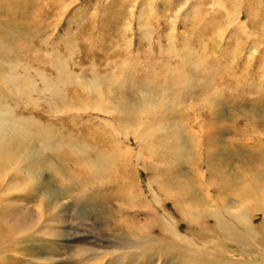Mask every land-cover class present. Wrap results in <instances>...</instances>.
Returning a JSON list of instances; mask_svg holds the SVG:
<instances>
[{
	"label": "rangeland",
	"instance_id": "rangeland-1",
	"mask_svg": "<svg viewBox=\"0 0 264 264\" xmlns=\"http://www.w3.org/2000/svg\"><path fill=\"white\" fill-rule=\"evenodd\" d=\"M168 1L172 2L170 10L165 8ZM215 1L0 0V106H9L16 117L34 121L27 129L47 136H43L46 147L35 141L42 154L52 159L60 171L64 168L73 173L76 168L83 173L88 170L86 157L89 152L118 153V145L125 151L133 150L119 159L133 176L129 186L123 184V171L117 164L119 172L111 171L104 182L90 178L88 187L77 188L76 192L66 195V186L57 181L51 183L49 169L37 178L39 184L32 179L35 166H30V174L20 172L21 165L17 163L24 150L16 149L14 168L3 166L0 169V179L11 180L10 190L4 193L0 204L3 214L9 212L0 216V234L7 236L6 230L14 227L18 220L35 221V225L28 234L7 240L8 248H4L6 245L0 247L1 255L16 257L11 264H75L83 259L82 248L87 247L100 250L99 253L106 251L100 262L92 260V264H147L140 250H132V258L125 253L117 260H111L114 255H119L118 251H123L111 248L116 241L134 235H139L142 240L147 236L162 237L153 225L141 227L146 219L144 208L148 207V202H153H134L126 194L127 187L143 190L152 181L158 190L160 181L174 186L177 182L171 183V180L179 177L187 182L194 181L206 203L203 192L209 187L214 190L220 186L221 191L214 190L213 195L222 196L215 198V203L222 204L217 199H239L236 190L246 189L257 171L259 175L264 171V167L259 170L257 166L233 171L239 164L237 157L233 161L227 158L229 166H235L233 169L223 165L226 155L246 150L247 144L264 137L258 130L253 133L255 127L245 120L248 117L255 122L264 118V3L250 0V6L256 7L257 3L261 6L254 11L257 18L254 19L256 26L250 32L252 36L244 32L237 39H228L239 26L237 20L231 22L225 14L233 0ZM235 1L239 5L243 0ZM66 71L80 76L82 81L98 79L103 89L99 99L113 93L117 96L115 101L126 99L131 103H142L148 100L150 119H142V122L147 120V124L139 126L142 122L136 123L134 118L127 124L129 128L133 127V135L136 132L137 137L132 135L127 140L124 137L126 128H121L113 119L106 127L103 119L113 118L114 114L88 109L94 107L88 90L82 86L75 91V86L62 80ZM44 79L56 82V90H60L52 89L51 93L57 94L31 90V85L42 87ZM58 92L65 93L68 99H63L73 101L76 109H71L72 105L65 107L61 98L56 102L55 94L61 97ZM54 100L57 107L52 104ZM84 101L89 102L90 107H86ZM110 106L115 108L114 104ZM162 106L170 111L166 112ZM156 107H162L165 114L152 117ZM140 135H144L143 138ZM177 135L191 138L195 152L197 145L202 143V148L211 151L216 160H209L207 156L201 163L197 151L193 158H185L180 164L171 166L176 159L172 154L162 155L163 158L151 155L150 161L142 156L144 153L147 158L148 154L144 145L150 146L159 138ZM137 139H144L143 143L138 145ZM195 161L199 165L192 169L190 163L194 162V167ZM156 164H161L162 168H156ZM13 174L18 176L12 180ZM61 178L67 181V173L61 172ZM235 181L241 185L234 184ZM50 183L51 192L62 195L57 204H46L42 193L37 196L33 192L35 186H39V190L41 185ZM119 189L121 191L117 193ZM108 192L118 194L119 198L108 200ZM91 198L100 201L97 204L87 202ZM141 205L144 208H138ZM90 207H101L104 215L96 220L98 209ZM167 208L174 212L171 200ZM254 209L244 205V210L252 213L251 216L255 214L251 223L261 229L262 238H258L254 243L255 250L249 253L236 243L218 237L211 229L210 235L207 232L201 234L199 222L191 226L178 220V228L184 234L193 235L200 247L206 238L217 242L203 248L213 251L219 260L225 259L230 264H264V215ZM179 218L175 216V219ZM126 224L134 226V235L127 230ZM209 224L214 228L213 222ZM212 261L220 264L218 260ZM154 264L163 262L156 258Z\"/></svg>",
	"mask_w": 264,
	"mask_h": 264
},
{
	"label": "bare ground",
	"instance_id": "bare-ground-1",
	"mask_svg": "<svg viewBox=\"0 0 264 264\" xmlns=\"http://www.w3.org/2000/svg\"><path fill=\"white\" fill-rule=\"evenodd\" d=\"M253 1L258 2V0H253ZM215 2H217V1H215ZM240 2H241V4L236 5V1L233 0V2L231 3L232 6L230 7V5H229L230 8L225 9V14H226V16H228V19H230L231 22H232V20H233V22L237 20V22L239 24V26L235 27V29L232 31V34H230V37L228 39H237L238 35L240 33L242 34L244 32L250 34V32L252 31V27L256 26L254 19H256L257 17H255L256 15L254 16V11H255L256 7L261 8V6L258 5V3H257L256 7L250 6V0H243ZM262 3H264V0H262ZM45 4H47V3H45ZM171 4H172V2L168 1L166 4V7L164 6V4H163V6L166 8V10H170ZM132 8L135 9L134 6ZM216 8H218V7H216ZM216 13H217V11H216ZM222 13H224V12H222ZM222 17H224V15ZM245 18H246V20H245ZM224 19H222V21ZM225 20H227V19H225ZM230 20H229V23H230ZM263 30H264V28H263ZM252 34H254V33H252ZM250 35H248V36L250 37ZM244 37H246V36H244ZM247 38L248 37H246V39ZM236 63H237V61H236ZM7 72H10V71H7ZM58 78L59 77H56V79H58ZM61 79L65 80V81L67 80L69 83V86H75V88H73L74 90L76 88L79 89L82 86L85 89H87L88 91H86V92H88V94L92 100V101H90V100H88V101H90L94 107H90L89 102L87 103L84 101L83 104L86 107H90L88 109L92 108V109H96V110H98L102 113H105V114H112V115L114 114L113 118L103 119V123L106 125V127H109V125L111 123L110 121H112V119H113V121L119 122L121 128H126V130H124L125 131L124 137L127 140H130V138L132 137V135L134 133V131L132 129L133 127L129 128V126L127 125L131 119L134 118L136 123H140V121L142 122V119L144 117H147L146 118L147 120L150 119L149 115H148V111L150 110V108H147L150 105V102L148 100H143L142 103H131V102H127L126 99H119L118 101H115V97H117V96L114 95L113 93H108L106 95V98L99 99L101 97L100 94H102L103 89H102V85H100L101 83L98 79H91L89 81H82L83 78H81L78 75H74L72 72H69V71H66L64 73V76L61 77ZM227 80L229 81L228 78H227ZM60 82H62V81H60ZM82 82H86V83H82ZM55 83L56 82L49 81L48 79H44L43 80L44 85L40 88L35 86V85H31L32 83L30 85H31V87H33V88H31V90H35L37 92H42V93L43 92L47 93L50 91L49 93H51L52 89H53L52 91H59L60 90V88L58 90H56ZM29 88H30V86H29ZM82 88H80V89H82ZM67 90H66V93L69 92ZM52 93H53V95H54V93L57 94V92H52ZM52 93H51V95H52ZM56 94H55V98L57 99L56 102H58V100H60V98H61V102L67 108L73 104L72 103L73 101L69 102V101H67V100L65 101L63 99V97H65V99H68V97H67V95H65V93L58 92V94L61 95V97L60 96L57 97L58 95H56ZM43 95H45V94H43ZM78 98H79V96H78ZM52 104L57 107L58 103L56 104L55 100H54V101H52ZM111 104H114L115 108H112L110 106ZM75 107H76L75 105H72V108L71 107L70 108L76 109ZM162 107H165V106H162ZM110 108H112V109H110ZM161 108L158 109L156 107L155 109H153L154 113L152 114V117L159 115L160 113L165 114V112L162 111ZM114 109H116L117 111H115ZM165 109H166V112L170 111L167 107H165ZM117 115H118V117H117ZM147 120H145V122H142V125H139V126H143L144 123L148 122ZM245 120L247 121V123L252 124L255 127V129L253 128L254 129L253 133L256 130H258L260 132V134L264 135V118H262V120L258 119L255 122L253 119L251 120V118H250L251 121L248 120V117H245ZM31 122L34 123V121L31 118L26 119L23 116L20 118L16 117L12 108H10L9 106H0V169L3 166L10 168V169L14 168L13 166L15 165L14 163L16 162V158H15L13 153H15L16 149L18 151L23 149L24 152H23V150L20 152H23L24 155H23V157L21 156L22 157L21 161L17 163V165L18 164L21 165L20 166L21 167L20 172L30 174V172H31L30 166L31 165L35 166V168L37 169V173H35L36 172V169H35L34 174L32 175V179H36V184H39L37 178H39V176L41 174H43L47 169H49L51 172V177H50L51 183L57 181L60 185L66 186V188L64 189V193L66 195H69V194L71 195L72 194L71 192H76L75 189H77V188L82 187L85 189V186L88 187V185L90 183V178L91 179L92 178L93 179H100L102 182H104L105 180H107L109 178L108 173H111V171H114L116 173L119 172V169H117V168H121V170L123 171V173L121 172L122 175L124 176V178H123L124 183L123 184L128 185V186H129V184H131V182H132L131 177H133V176L129 172V169L124 166L122 159L121 160H119V159L122 157V154H124V153H127V152L133 153L132 149H130V150L127 149L128 151H125L122 149L123 147L118 145L117 146L118 153H114V152H110V151L109 152L102 151V152L94 154L92 152H89L88 157L85 156L87 164H88L87 165L88 170L86 172L81 173L80 170H76V168L73 171V173L68 171V169H64V168H62V170L60 171V169L58 170V166L55 165V162L52 159H50V158H48V156L42 154V150L40 149L38 144H36V142H35L38 140L39 142H41V144L44 143L43 146L46 147L47 141L45 140L46 143L43 141H44V137H47V136L44 133L40 134L38 132H31L29 129H27L28 128L27 126H31L30 125ZM148 126H149V124H148ZM136 127H138V126H136ZM137 129H139V128H137ZM147 134H149V133H147ZM207 135H208V133H207ZM135 136L137 137L136 132H135ZM140 136H142L140 138H143L144 135H140ZM169 136H168V138L167 137L163 138V139L159 138L156 141V143H151L150 146L147 144L146 145L143 144L145 146V148H147V150H148L147 158H146V156L143 155L144 153L142 154L144 159L150 161V160H152L151 155L152 156H159V157L163 158L162 155L172 154L174 156V158H176V159L173 160L174 164L171 166H176V165L180 164L182 160H185V158H190V157L193 158L192 155H195V153L197 151L200 152L199 159H200L201 163L206 161L207 156H209V160L215 159L213 157L214 155H212L210 153L211 151L207 150V148H202L203 147L202 143H201L202 145L201 144L197 145V151L195 152L196 146L194 147L195 144L192 142L191 138H188V137L185 138V137L179 136V135H177L176 137L175 136L169 137ZM262 137L259 139L258 142H255L252 144H247V145H249V147H247L246 150L242 149V151L237 153V154L226 155V158H225L226 160L228 158L229 160L233 161V158L235 159V157H237V159L239 161L237 168L234 169L233 171L239 170L240 167L252 168V167L257 166L256 167L257 169H259V170L263 169V167H264V163H263V160H264V158H263L264 157V137L263 138ZM142 140H144V139H142ZM142 140L139 141V139H137L138 145L143 143ZM200 141L204 142L203 140H200ZM152 142H154V141H152ZM57 144L60 145L59 142H57ZM164 144L168 145L169 148L165 147ZM140 148H143V147L141 146ZM141 150H144V149H141ZM147 150H146V152H147ZM163 150H169V152L164 153ZM226 151H228V150H226ZM76 157H78V160H79L80 154L77 155ZM218 159H220V158H218ZM47 160H49V161H47ZM78 160H76V164L79 165ZM187 160L190 161L191 159H187ZM221 161H222V159H221ZM221 161L219 160L220 164H222ZM225 161L223 162V165L226 167V169H233V167H235V166H233L231 168L232 165L229 166L230 162L228 160H227V162H225ZM74 162H75V160H74ZM193 163L194 162L190 163V167L192 169H195L199 165V163L195 161L194 167L192 166ZM117 164H118V166H117ZM159 165H161V164H158L156 166V168L161 169L162 167ZM116 166H117V168H116ZM167 167H168V164H167ZM61 172L67 173V175H68L67 181L63 180L61 178ZM17 176L18 175L13 174V175H11L10 179L12 178V180H13ZM86 177H88V178L86 180H84ZM4 180H5L4 178L2 180L0 179V188H1L0 204L2 203V197L5 195L4 193H6L7 190H10L9 184H10L11 180H10V182H5ZM262 181H264V171L261 172L260 175L258 174V171H257V176L252 177L251 182L249 181V185L247 186L246 189L239 188V190H236V193H237L239 199H235V200H231V201H226V199H217V200H220L222 204L215 203V202H217V201H215V198H221L222 196L213 195L214 190L221 191L220 186H217L216 189H214V190L212 189V187L211 188L209 187L205 192H203V195L206 197L208 203L213 202L212 204H208L202 199L200 192L197 191L196 183L194 181H192V182L188 181L187 182L184 179L181 180V178H179V177L171 180V183L177 182L176 185H174V186L167 185L165 182L160 181L159 182L160 186H159L158 190H156L153 187L152 181H149V183H148L149 187L145 188L143 190H138V188H136L135 190L134 189L130 190L127 187L125 190L126 194L134 202L137 203V201L140 202V200L153 202V204L150 202L147 203L148 209L144 208V206H142V205L138 207V208L143 207L144 210L146 211L145 212L146 219L144 220V222H143L144 224H142L141 227H142V229H145V228H150V225H153L154 226L153 228H158L162 237L147 236L146 239L142 240V238L139 235H134V226L132 227V226L126 224L127 230H130L129 232H131L134 236H129L128 238H123L119 241H116L112 245L111 248H114L116 250H123V251H118L119 255H114L113 257H111V260H113V261L117 260V257H120V254H125V253L130 254L129 257L132 258L134 256V253L131 251L132 250H140L143 254V258L147 259V264H154L156 258H158L159 261H162L163 264H216L212 260H218V261H220V264H230V261H224L225 259L219 260L218 256H216V254L213 251H211L210 249L204 250L203 246H207L210 244L216 245L217 242L213 243L211 240L206 238L204 243H202V245L200 247L199 244L196 242V239L193 235L192 236L190 234L187 235V233L184 234L179 230V228H178V222L179 221L178 220H180L181 222L182 221L186 222L191 226H193L194 222L195 223L199 222L200 227H201L200 233L201 232L203 234L206 232L208 233L211 229L213 231V233L218 234V237L226 239L227 241H231V242L236 243L237 245L242 247L247 253H249L250 251H254L256 248L254 246V243L256 241H258L259 237H261V233H260L261 229L259 227L254 226L253 223H251V219L254 218L255 214H253L251 216L252 213H248V211L244 210V205L245 206L250 205L252 207H255V209H254L255 211L263 213V215H264V183H262ZM51 183L47 184V185L46 184L41 185V188L39 190H38L39 186H35V190H33V189L32 190H33V192L37 193V196H41V193H42L43 194L42 199L47 200L46 204H49L52 202H55V204H57L58 199L62 195H55L52 193L53 191L51 192V190H50ZM236 183L240 184L239 181L234 182V184H236ZM6 184H7V186H5ZM3 186L5 188H3ZM41 189H43L44 192H42ZM120 191H121V189H119L117 193H119ZM149 197H151V200H148ZM117 198H119L118 194H115L113 192L112 193L108 192V200L113 201L114 199H117ZM3 199H5V198H3ZM170 200L174 203V208H175L174 212L169 211L167 208L168 201H170ZM99 201L100 200H97L95 198H91V199H88L87 202L92 203V204H97V203H99ZM96 208L98 209L97 210V216H96V220H97L98 219L97 217L104 215V210L101 207H95V208L90 207V209H96ZM143 208H141V209H143ZM0 209H1V207H0ZM201 209H203L202 212L199 211ZM6 213H9V212H6ZM5 214H3V212L0 210V216L5 215ZM176 215L179 216L180 218L175 219ZM199 219L200 220L204 219V220L200 221ZM231 220H232V222H231ZM209 222L214 223V228H212L210 226ZM1 223H0V226H1ZM32 225H35V221H29V220L25 221L24 219L18 220L17 224L14 225V227L12 226L11 228H8L6 230L7 231L6 234L8 237L7 236L4 237L0 234V247L6 245L4 248H8L9 246H7V245L9 244V242H6L7 240L11 241V240H13V238L17 239V237L18 236L21 237V235L23 233H25V235H26V233L28 234V231L29 230L31 231ZM262 226L264 227V225H262ZM189 230H190V228H189ZM191 230H192V228H191ZM263 230H264V228H263ZM208 234L210 235V233H208ZM19 239L20 238H18V240ZM18 242H21V241L19 240ZM16 251H18V250L16 249ZM82 251L85 252L84 253L85 256L83 257V259H81L79 262H77L75 264H92V263H94V261H92V260H95L96 262H100L101 256L104 253H106V251L104 252V250L102 251V253H99L98 251H100V250L92 249L89 247L82 248ZM15 258H16L15 256H9V255H4V254L1 255L0 254V264H11L14 262ZM252 264H254V263L252 262Z\"/></svg>",
	"mask_w": 264,
	"mask_h": 264
}]
</instances>
